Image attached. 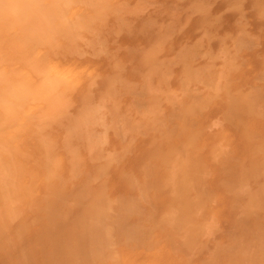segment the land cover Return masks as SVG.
Instances as JSON below:
<instances>
[{"label":"rangeland","instance_id":"374dc122","mask_svg":"<svg viewBox=\"0 0 264 264\" xmlns=\"http://www.w3.org/2000/svg\"><path fill=\"white\" fill-rule=\"evenodd\" d=\"M133 1L138 3L136 4L135 2H132V0H119V2H121L119 7H122L120 10H123L121 12L122 14L119 13L120 10H118V13L116 14V11H114L111 13L112 15L110 14L111 16L109 15V17H106L103 20L104 23H102L104 26L102 27L100 25L102 29L105 30V37H101V43L104 47L102 53H104V55L99 57L97 60V65L99 69L101 68L100 72H102V79L97 81V88L93 89V92L99 95L103 91L107 90L110 85L114 84L117 88L120 87L117 89L120 93L118 96L119 110L117 111L110 105L109 109L111 115H107L108 118L106 117L105 119V126L107 127L105 131L109 145L108 148L110 150H115L119 153L124 148H128L130 146L121 164L112 171L109 182L110 187L113 189V194L118 195L121 198V204L119 206L123 205L122 208H126V210L124 209L123 211V209L121 210V207H118L119 210H116L119 212H115V220L114 215L108 218H105L104 216H101L100 218L99 216L92 219V221L94 220L93 222L89 220L90 223H84L83 225L80 224L83 222H81V219H78L76 216L65 217L56 206H53L54 209L51 214H49L47 221L41 223L34 231L32 230L35 233H29L27 238L29 243L27 241L26 243L29 244V246H27L30 249H28V247L26 248L23 243L20 246L22 248L25 247V250H28V256H25L26 264L27 262L28 264H51L53 260L56 262L53 264H71L72 262L69 261L74 258L62 253L61 248H64L61 247L62 244H64V242L70 243L75 239L83 241L80 239L81 235L84 236L85 240L87 239L85 245H88L87 243L89 241H98V237L94 238V240L92 239L93 228L95 226H103L105 228L109 227L107 228L109 230V234L112 233L110 235L114 234L113 236H116H112L114 241H117L115 242V245L117 244L116 248H118V245H121L122 243H128L129 245L132 244L130 245L132 250H138L139 256L141 257H145L144 255L149 252L148 249L150 250L151 248L150 251H153L152 249L158 247V245L156 246V242H160V246H165L164 249L167 248L169 251L172 249L171 252H174L172 255L176 256L174 259L171 258L173 256H165V264H169L170 261L172 263V260L176 261L173 264H182V259H184L183 264H186L185 262L190 264L191 261L189 259L192 260V264H199L202 259V264L205 260L207 261L205 264H208V260L211 262L215 258L211 257L212 255L214 256L215 252H218L217 255L220 257L215 255L216 259L212 261V264H214L215 261L217 262L215 264H219L220 262V264H225L226 261H228L227 259H231V257L233 258L232 260H234L236 258L234 255L239 256V258L241 257L240 259H235L237 261L239 260L238 264H240L241 261H248L251 258L252 259L248 261V263L251 262L252 264L253 262V264H255L254 261L258 260V256H264V0ZM139 4H141L142 7ZM138 7L140 8L141 13H139L140 10ZM127 8L129 9L125 10ZM131 12L135 15L131 14ZM142 12L145 14H142ZM113 14L117 17L115 15L113 16ZM120 17L121 21L119 22L118 19H120ZM115 18H118V22H116ZM160 43L162 44L161 46ZM155 51H158V53ZM151 52L153 54H151ZM163 54H165V58ZM161 62L163 63L162 66H160ZM165 63H170V65L167 64L168 68L167 65L164 66ZM153 66L156 67L155 70L158 72L152 70L154 69ZM151 67L153 68L151 69ZM157 67L160 68L158 69ZM206 68L211 69L212 73L211 77H208L205 80V83L208 86L214 85L219 72L223 71L225 73L226 79L223 82L225 91L221 93L218 99L209 104L202 102V95H190L185 99L183 105L173 104L171 107V105L166 102L171 98L165 97L167 96L166 94L173 90L179 91L183 89V74L187 69ZM167 69H169L170 72H168L169 70ZM150 70L155 73H152ZM150 73L154 76L150 75ZM160 73H162L164 77L162 76L161 78ZM167 74H169V77ZM163 78L165 82L162 81ZM121 79H123V83ZM155 80L158 81V83ZM124 81L126 84H124ZM127 83L135 84L136 87L127 89ZM149 86H151L152 89L154 88V91L160 90L162 92H164L163 90L166 88L167 90H165L164 93H166V91L168 93H166L165 96L161 94L155 96L154 94H150L148 92L147 89ZM146 87L147 89H145ZM122 95L123 97H121ZM146 95L148 97H145ZM150 97L155 99L152 100L153 98L150 99ZM158 101L161 103L160 105ZM145 102H149L151 106ZM137 103L138 105L136 106ZM161 111L162 114H160ZM127 118L128 120H131L128 121ZM199 118L203 121L202 123L199 122L201 121ZM97 131L104 133L103 127L98 128ZM185 134H187L188 138H186L187 136ZM183 137L185 138L183 139ZM178 142L180 144H177ZM180 156L187 161V168L185 170V173H187L184 174L189 182L188 184H182V181L180 180L176 183L175 188H173L172 184H169L167 181V165L170 160L173 159V161H175ZM120 172L122 174H119ZM149 172L152 173L150 174ZM178 176L181 177L182 175ZM198 177L200 178L198 179ZM184 186H187L185 188L186 190L184 189ZM145 189L148 192H146ZM188 193L189 195H187ZM185 195L188 198H186ZM205 198H207V200ZM194 201L196 203H194ZM130 202L132 203L129 206ZM184 203L185 205H181ZM200 204L201 206H199ZM203 205L206 209H208L210 205L211 207L208 209L209 211H207ZM185 207L188 208V211L191 210L190 212L193 214L192 216L189 212V215H191L193 217L192 218L186 213L187 211H184V213L189 216L186 217L189 221H183L186 214H183L184 216L182 215L183 218H177L181 216V212L179 213L177 211H180V209H184ZM166 209H168L169 212ZM53 212H56L58 217H53ZM123 212H126L125 215ZM162 212L164 213V216H162ZM174 213L179 216H175ZM166 214L167 216H170V224L173 223L172 226L168 225L169 222L165 219V217H167ZM128 216H133V218H128ZM202 217H205L203 218V221L207 219L204 223H202ZM173 218L175 221L182 219L181 222L178 221V223H184L183 226L185 227L186 225H188V228L191 226V233L188 228L187 230H189V232L185 230V228L183 230L182 225L174 222L172 220ZM191 219L194 220V225L199 221L202 224L198 223V226H194L192 222H190ZM116 221L119 222L117 223ZM206 222L207 225L209 223V227L206 226L207 229L212 227L209 230H207L204 226L206 225ZM132 223L137 225V230L135 225ZM174 223H176L178 227L176 226L175 228ZM111 224L112 227L110 226ZM142 224L145 227H143ZM146 224L149 226L147 227ZM128 225H130V227ZM168 227H173L175 230L177 229V233L178 230L181 229L179 230L181 235L178 233L181 238L180 241L175 239V237L174 239L177 241L173 239L174 235H171L173 234L171 231L172 229H168ZM111 228H113L114 231L113 229L111 230ZM130 228L134 231L130 230ZM85 229H88L89 231L86 230V232L92 235L87 234ZM162 229L168 230L164 231ZM174 229L173 231L175 232ZM140 230L148 236V239H150L149 237H151V235L153 238L151 237V240L148 241L147 238H143L146 243L142 242L143 239H141V233L139 236V232H141ZM145 230L149 232L148 233L146 231L148 235ZM154 230L155 233L153 232ZM137 231L139 232L137 233ZM185 231H187V234L189 233L190 235H193L195 233L198 236H190L192 238H189L190 240L187 238V241H192L191 243L189 242V244H193L191 245L193 247H188V242L186 241V244L184 241L182 232ZM115 232L119 233V235ZM159 232H161V234ZM202 233L205 234L201 236ZM144 234H142V236ZM117 235L120 237L121 242ZM127 235L129 237L131 236V240L127 238ZM136 235L140 238H136ZM93 237L96 236L93 235ZM157 237L158 240L156 239ZM161 237H166L167 239H161ZM125 238H127L126 243ZM155 239L156 241H154ZM165 240H169L167 242L168 244ZM194 240H199L200 243H203V246H201L199 242H196V244L193 243ZM152 241L155 242V245ZM170 241H172V243ZM217 241L220 242H218V244H220H217L218 246H216ZM33 242L39 243H37V246L40 245L39 251H37L38 248L37 250H33L34 248L36 249V244L34 245ZM163 242H165L166 245H164ZM169 242L171 243V246ZM224 242L225 244H230L229 246L227 245L228 249L232 245V247H230L231 252H233L232 249L237 248L235 249V252L238 250L239 253V250L241 249L240 252L244 254L241 253L242 256H240L233 252V254L231 253L233 256H231L229 254L230 250L227 251L228 249L225 248L226 245L223 244ZM173 243L177 244L176 246H178V249L175 245H173ZM198 243L199 245H197ZM124 244L121 246H124ZM128 244L125 245L127 249L130 248ZM133 244L137 245L135 246ZM145 244H148L147 247L150 245L151 247L147 248ZM182 244H186L187 246L183 245L181 247ZM237 244L238 247H236ZM30 245H33V247ZM138 246H141L140 250ZM195 246L196 248H194ZM136 247L138 249H136ZM174 247L177 250H175ZM185 247L190 248L189 250L190 253L192 251V255H188L189 250H186ZM141 248H143V250ZM146 249L148 252H145ZM167 249L166 251L169 253ZM179 249H181V252L178 251ZM248 249H250L249 253H251V258L246 255L248 252L245 251H249ZM223 250L226 252L225 254L223 253ZM253 251L256 252L254 253ZM31 252L33 253L30 254ZM38 252L40 255L37 256ZM178 252H183L186 257L192 256V258L187 257L189 259L186 260V257H184L183 254H180L181 258H178ZM257 252H259V254ZM41 253L44 256H42ZM206 254L208 255L206 256ZM252 254L255 257L252 256ZM193 255H197L198 259H193ZM244 255L245 258H248L244 259ZM242 257L244 260H241ZM253 257L256 258V260L253 259ZM222 258H226V261H223L224 259ZM217 259H219V261ZM261 259L264 260V257H261ZM1 260H3L1 261L2 264H10V259L8 260L4 257ZM178 260L180 262H177ZM232 260L231 263L233 264L234 262ZM246 261L243 263L248 264ZM228 262H230V260ZM235 264H237V262H235Z\"/></svg>","mask_w":264,"mask_h":264},{"label":"clouds","instance_id":"9594fccd","mask_svg":"<svg viewBox=\"0 0 264 264\" xmlns=\"http://www.w3.org/2000/svg\"><path fill=\"white\" fill-rule=\"evenodd\" d=\"M116 2L23 0L35 55L29 72L0 74V222L49 206L89 221L114 215L121 204L109 182L128 149L110 150L106 135L97 131L110 105L119 110L120 93L113 84L95 94L102 77L82 63L96 54L100 13ZM211 75V69H187L183 89L169 92L166 102L183 105L190 95L214 102L225 91L226 76L219 72L208 86Z\"/></svg>","mask_w":264,"mask_h":264},{"label":"bare ground","instance_id":"6f19581e","mask_svg":"<svg viewBox=\"0 0 264 264\" xmlns=\"http://www.w3.org/2000/svg\"><path fill=\"white\" fill-rule=\"evenodd\" d=\"M123 2V1H122ZM132 2H135V1H133L132 0ZM120 3L121 2H119V0H117V2H116V4L113 6V7H111V8H109V9H107V10H105V11H103V12H101L100 13V15H99V18L97 19V21H96V24L94 25V27H96L97 28V30H98V32H97V37H96V41H95V43H96V54H95V56H91V57H89V58H87V59H85L84 61H82V63H85V64H90V65H92L94 68H96L97 70H98V72L100 73V75H101V73L102 72H100V69H99V67H98V65H97V60H98V58L99 57H101L102 55H104V53H102L103 52V50H104V47L102 46V36L103 37H105L104 36V29H102V27L104 26V22H103V20L106 18V17H109V15L111 14V13H113L114 11H116L115 12V14L116 13H118L117 11L118 10H120L121 8L119 7L120 6ZM136 3V2H135ZM135 3H133V4H135ZM138 3V2H137ZM136 3V4H137ZM5 4H9L10 6L7 8V9H5V7H4V5ZM119 4V5H118ZM118 5V6H117ZM139 5H141V4H139ZM135 6V5H134ZM129 7V6H128ZM136 7H137V5H136ZM141 7H142V5H141ZM139 8V7H138ZM123 9H124V7H123ZM129 8H127V9H125V10H128ZM132 9V8H131ZM132 10H134V9H132ZM136 10V9H135ZM139 10H140V8H139ZM142 10H144V9H142ZM123 11V10H122ZM121 10H120V12L119 13H121L122 12ZM146 11V10H145ZM128 12V11H127ZM126 12V13H127ZM134 12V11H133ZM133 12H131V14H133V15H135ZM149 12V11H148ZM139 13H141V10L139 11ZM147 13V12H146ZM115 14H113V16L115 15ZM122 14V13H121ZM128 14V13H127ZM142 14H145V13H143L142 12ZM112 15V14H111ZM110 15V16H111ZM118 15V14H117ZM130 15V14H129ZM116 16V15H115ZM119 16V15H118ZM121 16V15H120ZM128 16V15H127ZM142 16V15H141ZM117 17V16H116ZM122 17V16H121ZM121 17H120V19H118L119 20V22L121 21ZM125 17V16H124ZM123 17V18H124ZM117 19L115 18V20H116V22H118L117 21ZM115 20H114V23H115ZM127 20V19H126ZM125 20V21H126ZM110 21V20H109ZM131 21V20H130ZM103 22V23H102ZM113 22V21H112ZM128 23V22H127ZM110 24H112V23H110ZM29 25H30V10L28 9V8H26L25 7V5H24V3H23V0H0V74H2L3 72H4V70L5 69H7L9 72H11V73H26V72H29L30 71V68H29V65H28V61L30 60V58H31V56H33V55H35V53L31 50V44H30V34H29ZM102 27H101V26ZM114 26V25H113ZM117 26V25H116ZM115 27V26H114ZM119 27V26H118ZM116 29V28H115ZM114 29V30H115ZM112 30V29H111ZM118 30V29H117ZM115 33V32H114ZM108 35H109V33H108ZM118 35V34H117ZM107 39V38H106ZM114 39V38H113ZM108 41V40H107ZM157 42V41H156ZM111 44V43H110ZM153 45V44H152ZM152 45H151V48H152ZM162 44L160 43V46H161ZM159 46V47H160ZM166 46V45H165ZM150 48V49H151ZM116 49H118V48H116ZM115 49V50H116ZM121 49V48H120ZM159 49V48H158ZM157 49V50H158ZM152 50V49H151ZM155 52H157L158 53V51H155ZM165 52V51H164ZM109 53V52H108ZM159 53H160V51H159ZM166 53V52H165ZM151 54H153L152 52H151ZM162 54V53H161ZM163 56H164V58H165V54H163ZM149 57H151V56H149ZM160 57V56H159ZM157 58H158V56H157ZM161 61H163V60H161ZM162 62H161V65L160 66H162ZM168 64V63H167ZM166 63L164 64V66H166L167 65ZM112 65V64H111ZM168 65H170V63L168 64ZM168 65H167V68H168ZM114 66V65H113ZM158 66V65H157ZM154 67V66H153ZM153 67H151V69L153 68ZM158 68V67H157ZM160 68V67H159ZM158 68V69H159ZM114 69H115V67H114ZM156 69V67H154V69H152L153 71H156V72H158L157 70H155ZM164 69H165V67H164ZM170 69V68H169ZM169 69H167V70H169ZM161 70V69H160ZM114 71V70H113ZM112 71V72H113ZM151 71V70H150ZM152 72V71H151ZM163 72V71H162ZM166 72V71H165ZM168 72H170V70L168 71ZM114 73H115V71H114ZM152 73H155V72H152ZM152 73H150V75H152ZM167 73V72H166ZM112 74V73H111ZM118 74H120V73H118ZM161 74V78H162V73H160ZM168 75V77H169V74H167ZM118 76V75H117ZM121 76V75H120ZM148 76V75H147ZM152 76H154V75H152ZM149 77V76H148ZM156 77V76H155ZM164 77V76H163ZM117 78V77H116ZM122 78L124 79V77L122 76ZM150 78V77H149ZM123 79H121V81L123 82ZM153 79H154V77H153ZM156 79V78H155ZM168 79H170V78H168ZM104 80V79H103ZM148 80V79H147ZM157 80V79H156ZM155 80V81H156ZM162 80V79H161ZM113 81V80H112ZM117 81V80H116ZM154 81V80H153ZM163 82H165L164 81V78H163V80H162ZM162 81H161V84H162ZM166 81H167V77H166ZM170 81V80H169ZM157 83H158V81H156ZM104 83V82H103ZM107 83H109V82H107ZM146 83V82H145ZM166 83H168V82H166ZM124 84H126L125 83V81H124ZM128 84V83H127ZM170 84V83H169ZM104 85V84H103ZM107 85V84H106ZM120 85V84H119ZM146 85V84H145ZM145 85H144V87H145ZM150 85H152V84H150ZM115 86V85H114ZM161 86H163V85H161ZM85 87H86V85H85ZM122 87V86H121ZM151 87V86H150ZM154 87V86H153ZM164 87V86H163ZM118 88H120V87H118ZM117 86H115V89H116V91H117ZM168 88V87H167ZM108 89V88H107ZM145 89H147V87L145 88ZM154 89V88H153ZM156 89V88H155ZM165 90H167L166 88L163 90L164 92H165ZM164 92H162V91H160V90H157V91H154L153 92V94L155 95V96H157V95H159V94H161V95H163V96H165V94L166 93H168L167 91H166V93H164ZM123 93V92H122ZM125 93V92H124ZM132 93V92H131ZM143 94V93H142ZM148 94V93H147ZM167 96H165V97H167V98H170V96L168 95V94H166ZM149 96H151V95H149ZM153 96V95H152ZM121 97H123V95L121 96ZM140 97V96H139ZM145 97H148L147 95L145 96ZM144 97V98H145ZM133 98H134V96H133ZM136 98V97H135ZM144 98H143V100H144ZM153 97H150V99H152ZM120 99V98H119ZM146 99V98H145ZM147 99H149V98H147ZM155 98H153L152 100H154ZM157 99V98H156ZM171 99V98H170ZM131 100V99H130ZM136 100V99H135ZM138 101V100H137ZM136 101V102H137ZM149 101V100H148ZM159 102V101H158ZM162 102V101H161ZM130 103V102H129ZM146 103V102H145ZM150 103H151V101H150ZM149 102L148 103H146V104H148L149 106H151V104H150ZM125 104H126V102H125ZM161 103L159 102V105H160ZM138 105V103L136 104V106ZM142 105V104H141ZM153 105V104H152ZM123 106V105H122ZM147 106V105H146ZM145 106V107H146ZM155 106V105H154ZM158 106V105H157ZM110 107V106H109ZM125 107V106H124ZM145 107H144V109H145ZM171 107H172V105H171ZM128 108V107H127ZM147 108V107H146ZM202 108V107H201ZM147 109H149V108H147ZM151 110V109H150ZM150 110H148V111H150ZM123 111V110H122ZM147 112V111H146ZM154 112V111H153ZM152 112V113H153ZM112 113V112H111ZM126 114V113H125ZM143 114V113H142ZM147 114H148V112H147ZM158 114V113H157ZM160 114H162V111H161V113ZM111 115V114H110ZM124 115V114H123ZM122 115V116H123ZM169 115V114H168ZM147 116V115H146ZM150 116V115H149ZM126 117H127V115H126ZM144 117V116H143ZM169 117V116H168ZM167 117V118H168ZM108 118V117H107ZM114 118V117H113ZM118 118V117H117ZM141 118V117H140ZM153 118V117H152ZM173 118V117H172ZM112 119V118H111ZM115 119V118H114ZM121 119H124V118H121ZM171 119V118H170ZM200 119V118H199ZM113 120V119H112ZM127 120H128V118H127ZM129 120H131V119H129ZM128 120V121H129ZM201 120V119H200ZM114 121V120H113ZM112 121V122H113ZM126 121V120H125ZM148 121V120H147ZM158 121V120H157ZM161 121V120H160ZM173 121V120H172ZM120 122H122V121H120ZM144 122V121H143ZM154 122V121H153ZM155 122H156V120H155ZM176 122V121H175ZM199 122H203L202 120L201 121H199ZM111 123V122H110ZM124 123V122H123ZM125 124V123H124ZM126 124L128 125V123L126 122ZM178 124V123H177ZM117 126V125H116ZM188 126V125H187ZM112 127V126H111ZM121 127V126H120ZM150 127V126H149ZM107 127L105 126V122H104V125H103V129H104V134L106 135V131H105V129H106ZM129 128V127H128ZM147 128V127H146ZM152 128V127H151ZM114 129V128H113ZM132 129V128H131ZM157 129H158V127H157ZM157 129H155V130H157ZM193 129V128H192ZM120 130H121V128H120ZM101 131V130H100ZM139 131V130H138ZM124 132V131H123ZM132 132V131H131ZM158 132V131H157ZM173 132V131H172ZM121 133V132H120ZM129 133V132H128ZM127 133V134H128ZM138 133V132H137ZM149 133H150V131H149ZM148 133V134H149ZM152 133H153V131H152ZM156 133V132H155ZM161 133V132H160ZM169 133V132H168ZM178 133V132H177ZM184 133V132H183ZM119 134V133H118ZM117 134V135H118ZM124 134V133H123ZM136 134V133H135ZM154 134V133H153ZM159 134V133H158ZM180 134V133H179ZM192 134V133H191ZM199 134V133H198ZM120 135V134H119ZM175 135V134H174ZM186 136H187V134H185ZM166 136V135H165ZM168 136V135H167ZM181 136V135H180ZM196 136V135H195ZM116 137H118V136H116ZM137 137V136H136ZM144 137V136H143ZM150 137V136H149ZM179 137V136H178ZM119 138V137H118ZM185 137H183V139H184ZM186 138H188V136L186 137ZM153 139V138H152ZM192 139V138H191ZM202 139V138H201ZM133 140H134V138H133ZM174 140V139H173ZM196 140V139H195ZM164 141V140H163ZM183 141V140H182ZM206 142V141H205ZM161 143V142H160ZM191 143V142H190ZM194 143V142H193ZM197 143V142H196ZM195 143V144H196ZM132 144V143H131ZM177 144H180L179 142L177 143ZM119 145V144H118ZM154 145V144H153ZM203 145V144H202ZM109 146V145H108ZM149 146V145H148ZM166 146V145H165ZM179 146V145H178ZM200 146V145H199ZM118 147V146H117ZM140 147V146H139ZM143 147V146H142ZM181 147H182V145H181ZM203 147H205V146H203ZM130 148V146L127 148V149H129ZM196 148V147H195ZM125 149V148H124ZM199 149V148H198ZM183 150V149H182ZM181 151V150H180ZM198 151V150H197ZM129 152V151H128ZM202 152V151H201ZM173 153V152H172ZM179 153V152H178ZM165 154V153H164ZM187 154V153H186ZM193 154V153H192ZM178 155H180V154H178ZM177 155V156H178ZM188 155V154H187ZM199 155V154H198ZM160 156V155H159ZM169 156V155H168ZM173 157V156H172ZM192 157V156H191ZM161 158V157H160ZM170 158V157H169ZM196 158H198V157H196ZM168 159V158H167ZM163 160V159H162ZM155 161V160H154ZM198 161V160H197ZM201 161V160H200ZM187 161H186V159H184L183 157H178L175 161H173V159L172 160H170V162H169V164L167 165V181L169 182V184L171 183L172 184V187L173 188H175V185H176V183H178L180 180L182 181V184L184 183V184H188V180L186 179V173H185V170H186V168H187V163H186ZM199 162V161H198ZM164 163V162H163ZM197 163V162H196ZM161 165H162V163H161ZM160 167V166H159ZM158 167V168H159ZM148 168V167H147ZM155 168V167H154ZM128 169V168H127ZM145 169V168H144ZM153 170V169H152ZM160 170V169H159ZM190 170V169H189ZM121 171V170H120ZM119 172V171H118ZM124 172V171H123ZM157 172V171H156ZM155 172V173H156ZM190 172V171H189ZM150 174L152 173V172H149ZM158 173H159V171H158ZM157 173V174H158ZM185 173V174H184ZM204 173H205V171H204ZM119 174H122L121 172L119 173ZM133 174V173H132ZM129 175V174H128ZM155 175V174H154ZM178 175H182L181 177H179ZM151 176V175H150ZM149 176V177H150ZM124 177V176H123ZM129 177H131V176H129ZM202 177V176H201ZM143 178H145V177H143ZM154 178V177H153ZM156 178V177H155ZM190 178H192V177H190ZM200 177H198V179H199ZM205 178V177H204ZM147 179V178H146ZM141 180V179H140ZM190 180V179H189ZM127 181V180H126ZM165 181H166V179H165ZM203 181V180H202ZM139 182V181H138ZM159 182V181H158ZM161 182V181H160ZM199 182H201V181H199ZM192 183V182H191ZM190 183V184H191ZM128 184H130V183H128ZM133 184V183H132ZM135 184V183H134ZM153 184V183H152ZM193 184V183H192ZM204 184H205V182H204ZM198 185V184H197ZM138 186V185H137ZM142 186V185H141ZM144 186V185H143ZM150 186V185H149ZM157 186V185H156ZM187 187V186H186ZM185 186H184V189L186 188ZM197 187V186H196ZM199 187V186H198ZM202 187V186H201ZM134 188V187H133ZM189 188V187H188ZM193 188V187H192ZM203 188V187H202ZM153 189V188H152ZM158 189V188H157ZM190 189V188H189ZM204 189V188H203ZM146 190V189H145ZM186 190V189H185ZM200 190V189H199ZM155 191H157V190H155ZM154 191V192H155ZM126 192V191H125ZM141 192V191H140ZM139 192V193H140ZM146 192H148L147 190H146ZM146 192H145V194H146ZM182 193V192H181ZM156 194V193H155ZM176 194V193H175ZM184 194V193H183ZM141 195V194H140ZM187 195H189V193L187 194ZM198 195V194H197ZM138 196V195H137ZM136 196V197H137ZM159 196V195H158ZM169 196V195H168ZM173 196V195H172ZM120 197V196H119ZM122 197V196H121ZM130 197V196H129ZM155 197H157V196H155ZM167 197V196H166ZM178 197H179V194H178ZM181 197V196H180ZM185 197H186V195H185ZM184 197V198H185ZM199 197V196H198ZM151 198H152V196H151ZM182 198H183V196H182ZM182 198H179V199H182ZM186 198H188V197H186ZM159 199V198H158ZM173 199V198H172ZM178 199V200H179ZM206 200H207V198H205ZM129 200V199H128ZM132 200H133V198H132ZM174 200H175V198H174ZM185 200V199H184ZM188 200V199H187ZM131 201V200H130ZM146 201V200H145ZM169 201V200H168ZM177 201V200H176ZM189 201V200H188ZM187 201V202H188ZM200 201H202V200H200ZM170 202V201H169ZM179 202V201H178ZM177 202V203H178ZM181 202V201H180ZM186 202V201H185ZM190 202V201H189ZM131 203L132 202H130L129 203V206L131 205ZM194 203H196L195 201H194ZM203 203V202H202ZM128 204V203H127ZM179 204V203H178ZM177 204V205H178ZM189 204V203H188ZM169 205V204H168ZM181 205H185V203L184 204H181ZM193 205V204H192ZM205 205H206V203H205ZM123 206V205H122ZM122 206H118L119 208L121 207V210L123 209L122 208ZM199 206H201V204L199 205ZM204 206V205H203ZM182 207V206H181ZM180 207V208H181ZM205 207V206H204ZM211 206L209 205V208H210ZM119 208H117L118 210H119ZM168 208H171V207H168ZM180 208H178V209H180ZM186 208V207H185ZM185 208L182 210V209H180V211H177V212H181V216L180 217H177V218H181L182 217V215L183 214H190L191 213V215L193 216V214H192V212H190V211H188L187 209L188 208H186V210H185ZM193 208V207H192ZM208 208V209H209ZM53 209H54V207L53 206H49V207H38V208H35V209H33V210H31V211H28V212H26V213H24V214H22V215H20V216H18V218L14 221V222H12V223H8L7 221H3V222H0V264H2V262L1 261H3V260H1V259H3L4 257L5 258H7L8 260L10 259V264H26V257L25 256H28V250L26 249L25 250V247H20L21 246V244L23 243L25 246H26V248L29 246V244H27L26 243V241H27V238H28V235H29V233H31V232H33L35 229H37L38 228V226L41 224V223H43V222H46L47 221V219H48V217H49V214H51V212L53 211ZM125 210H126V208H124ZM124 209H123V211H124ZM129 209V208H128ZM175 209V208H174ZM178 209H176V210H178ZM191 209V208H190ZM196 209V208H195ZM200 209V208H199ZM205 209H206V207H205ZM208 209H206L207 211H209ZM129 210H131V209H129ZM166 210H168V209H166ZM117 211V210H116ZM183 211V212H182ZM184 211L186 212V213H184ZM196 211V210H195ZM119 211H117V213H118ZM122 212V211H121ZM130 212V211H129ZM129 212H128V215H129ZM168 212H169V210H168ZM176 212V211H175ZM176 212V213H177ZM190 212V213H189ZM124 213V215H125V213L126 212H123ZM122 213V214H123ZM171 213V212H170ZM208 213V212H207ZM161 214H163L162 216H164V213L162 212ZM172 214V213H171ZM171 214H169V215H171ZM186 214V215H187ZM196 214V213H195ZM203 214H204V212H203ZM205 214H206V212H205ZM209 214V213H208ZM213 214V213H212ZM127 215V214H126ZM130 215H131V213H130ZM174 215H175V213H174ZM184 216L185 218H183V221L184 220H188L189 221V219L187 218L186 219V217H189V216H191V215H187V216ZM198 215V214H197ZM210 215V214H209ZM114 216H115V214H114ZM119 216V215H118ZM120 216H121V214H120ZM166 216H167V214H166ZM175 216H179V215H175ZM191 216V217H192ZM218 216V215H217ZM53 217H58V214L56 213V212H53ZM66 217V216H65ZM190 217V218H191ZM78 218V217H77ZM100 218H101V216H100ZM105 218H108V217H105ZM126 218H127V216H126ZM128 218H133V216L132 217H130V216H128ZM176 218V217H175ZM176 218V219H177ZM193 218V217H192ZM195 218V217H194ZM198 218V217H197ZM203 218H205V217H202V221H203ZM79 219V218H78ZM116 219V216L114 217V220ZM163 219H164V217H163ZM165 219H166V221L167 222H169L168 223V225H171L172 226V224H170L171 223V221H170V216H167V217H165ZM200 219V218H199ZM144 220V219H143ZM147 220V219H146ZM145 220V221H146ZM174 222H176V223H178V221H180L181 222V220H177V221H175L174 220V218L172 219ZM192 220V219H191ZM190 220V222H192V224L194 225V220H192L191 221ZM207 220V219H206ZM206 220H204V221H206ZM76 221V220H75ZM92 221V220H91ZM94 221V220H93ZM92 221V222H93ZM126 221V220H125ZM128 221V220H127ZM183 221H182V223H183ZM187 221V222H188ZM198 221V220H197ZM204 221L202 222V223H204ZM81 222H82V220H81ZM109 222V221H108ZM113 222V221H112ZM117 222V221H116ZM119 222V221H118ZM117 222V223H118ZM121 222V221H120ZM122 222H124V221H122ZM147 222V221H146ZM178 223L179 225L181 224V223ZM189 222V223H190ZM208 222V221H207ZM207 222H206V225H204L205 226V228L207 229V227H209L208 225H209V223H208V225H207ZM49 223V222H48ZM47 223V224H48ZM84 223H90V221H83L82 223H80V224H83L84 225ZM114 223V222H113ZM176 223H174L175 225H174V227L176 228V226H177V224ZM198 223H201L200 221L199 222H197L195 225L196 226H198L199 224ZM201 223V224H202ZM210 223H211V221H210ZM72 224H73V222H72ZM71 224V225H72ZM77 224V223H76ZM98 224H100V223H98ZM132 224H134V223H132ZM184 224V223H183ZM183 224H181L182 225V228H183V230H184V228H185V230H187V228H188V225H186V227L185 226H183ZM188 224V223H187ZM43 225V224H42ZM97 225V224H96ZM108 225V224H107ZM107 225H106V227H107ZM120 225V224H119ZM135 225V224H134ZM147 225V224H146ZM194 225V226H195ZM212 225H215V224H212ZM111 227H112V224L110 225ZM127 226V225H126ZM129 227H130V225H128ZM137 225H135V228H136V230H137V228L138 227H136ZM140 226V225H139ZM142 226H143V224H142ZM149 225H147V227H148ZM207 226V227H206ZM73 227H75V226H73ZM82 227V226H81ZM86 227V226H85ZM118 227H121V226H118ZM117 227V228H118ZM128 227V228H129ZM134 227V226H133ZM143 227H145V226H143ZM142 227V228H143ZM178 227V226H177ZM190 227L191 226H189V228L188 229H190ZM201 227V226H200ZM213 227H215V226H213ZM72 228V227H71ZM88 228V227H87ZM107 228H109V227H107ZM107 228H105V227H103V226H95L94 228H93V235L94 236H96V237H93V235L92 234H89V233H87L86 232V230L87 231H89L88 229H90V228H88V229H85V232L87 233V234H89V235H92V239L94 240V238H97V240L98 241H89L87 244L88 245H85V242L87 241V239L85 240L84 239V236H80V239L81 240H83V241H80V240H77V239H75V240H72L70 243H65L64 241V244H62V246L61 247H64V248H61L62 249V253L64 254V255H67V256H71L72 258H74L73 260H71V261H69V262H72L71 264H165V256H173V257H171L172 259H174V257H176V256H174V255H172V253H174V252H171V250L172 249H170V251H169V253L166 251V249H164L165 248V246L164 247H162V245L160 246V242H156V246L158 245V247H156V248H154V249H152L153 251H150L151 250V245L149 246V247H147L148 246V244L146 245V247L147 248H150V250L148 249V251H147V249H146V251L145 252H148V253H146L144 256L145 257H141V256H139V252H138V250H132V248H131V246L130 245H132V244H128V243H126V239L127 238H129L130 240H131V236L129 237L128 235H127V238H125V243L126 244H124V243H122L121 245H123L124 244V246L125 245H127L128 244V246L131 248V250H130V248L129 249H127L126 248V246L124 247V246H121V245H118L117 247L118 248H116V245H115V242H117V241H114V239L112 238V236L114 235H110V234H112V233H110L109 234V230L107 229ZM125 228V227H124ZM155 228V227H154ZM181 228V227H180ZM194 228V227H193ZM204 228V229H205ZM210 228H212V227H210ZM210 228H208L207 230H209ZM41 229V228H40ZM43 229V228H42ZM66 229V228H65ZM68 229V228H67ZM76 229H78V228H76ZM84 229V228H83ZM113 228H111V230H112ZM123 229V228H122ZM139 229H140V227H139ZM146 229V228H145ZM165 229V228H164ZM164 229H162V230H164ZM168 229H172L171 231H172V233L173 234H171V235H174L173 236V239H174V237H175V239H178L179 241L181 240V238H180V236H179V234L181 235V233H179V230H181V229H179L178 230V233H177V229L175 230L173 227H168ZM168 229H166V230H168ZM173 229L175 230V232L173 231ZM191 229H192V227H191ZM191 229H190V233H191ZM202 229V228H201ZM200 229V230H201ZM205 229V230H206ZM33 230V231H32ZM69 230V229H68ZM92 230V229H91ZM116 230V229H115ZM119 230V229H118ZM130 230H133V229H131L130 228ZM142 230V229H141ZM140 230V231H141ZM158 230V229H157ZM166 230H164V231H166ZM195 230V229H194ZM76 231V230H75ZM113 231H114V229H113ZM120 231V230H119ZM134 231V230H133ZM143 231V230H142ZM139 232V231H137V233L139 232V236H140V233H141V239H143V238H147V241L148 240H151V237L153 238V236L151 235V237H149L150 239H148V236H146L145 234H144V232ZM147 230H145V232H146ZM150 231V230H149ZM159 231V230H158ZM161 231V230H160ZM188 232H189V230H187ZM187 231H185V232H182V235H183V238H184V241L186 242L187 241V238L189 239H192L190 236H193V235H195V236H197L195 233L193 234V235H190L189 233L187 234ZM197 231H198V229H197ZM130 232V231H129ZM148 232V231H147ZM146 232V233H147ZM151 232V231H150ZM154 233H155V230L153 231ZM200 232V231H199ZM198 232V233H199ZM33 233H35V232H33ZM47 233V232H46ZM50 233H51V231H50ZM82 233V232H81ZM84 233V232H83ZM116 234H118L119 235V233H117V232H115ZM121 233H122V231H121ZM123 233H126V232H123ZM128 233V232H127ZM133 233V232H132ZM136 233V234H137ZM149 233V232H148ZM148 233H147V235H148ZM160 234H161V232H159ZM158 233V234H159ZM193 233V232H192ZM44 234V233H43ZM85 234V233H84ZM87 234H86V236H87ZM115 234V235H116ZM131 234V233H130ZM142 234H144L143 236H146V237H143L142 236ZM157 234V233H156ZM169 234V233H168ZM205 233H202L201 234V236L202 235H204ZM118 235H117V237H118ZM125 235V234H124ZM132 235V234H131ZM153 235H155V234H153ZM170 235V234H169ZM39 236V235H38ZM51 236V235H50ZM65 236V235H64ZM85 236V237H86ZM158 236V235H157ZM167 236V235H166ZM31 237V236H30ZM34 237V236H33ZM41 237V236H40ZM40 237H38V238H40ZM45 237V236H44ZM43 237V238H44ZM57 237H59V236H57ZM113 237H116V236H113ZM132 237H134V236H132ZM136 238H140V237H137V235L135 236ZM198 237V236H197ZM32 238V237H31ZM37 238V237H36ZM53 238H54V236H53ZM63 238H65V237H63ZM164 238H166V237H164ZM164 238H162L161 237V239H164ZM195 238V237H194ZM41 239V238H40ZM39 239V240H40ZM51 239V238H50ZM55 239V238H54ZM53 239V240H54ZM68 239V238H67ZM66 239V240H67ZM91 239V238H90ZM118 239L120 240V237H118ZM122 240H124L123 238H121ZM128 239V240H129ZM133 239V238H132ZM157 240H158V237L156 238ZM156 239L154 240V241H156ZM161 239H159V240H161ZM167 239V238H166ZM174 239V240H175ZM189 239V240H190ZM204 239V238H203ZM35 240V239H34ZM38 240V239H37ZM36 240V241H37ZM115 240H117V239H115ZM128 240H127V242H128ZM129 240V241H130ZM133 240H135V239H133ZM187 241L188 242V244H187V242H186V244L187 245H189L188 247H190L191 245H193V244H189V242L190 241ZM48 241V240H47ZM59 241H60V239H59ZM62 241V240H61ZM137 241V240H136ZM162 241V240H161ZM166 241V240H165ZM169 240H167L166 241V243L168 242ZM173 241V240H172ZM172 241H170L171 243H172ZM175 241H177V240H175ZM174 241V242H175ZM222 241V240H221ZM28 242V241H27ZM30 242H32V241H30ZM120 242H121V240H120ZM122 242H124V241H122ZM132 242V241H131ZM137 242H139V243H141L140 241H137ZM142 242H144V243H146V241H144V239H143V241ZM151 242V241H150ZM153 242V241H152ZM169 242V243H170ZM192 242V241H191ZM190 242V243H191ZM196 242H199L200 243V241L198 240V241H195L194 240V242L193 243H195L196 244ZM203 242H205V241H203ZM218 242L219 241H217V243H216V246H218V245H220V244H218ZM29 243V242H28ZM34 243V242H33ZM38 243V242H37ZM37 243H34V245H35V247H36V249L34 248H32L33 250H37V248H38V250L37 251H39L40 250V245L39 246H37ZM39 243H40V241H39ZM38 243V244H39ZM54 243H56V242H54ZM134 243V242H133ZM136 243V242H135ZM149 243V242H148ZM155 242H153V244H154ZM158 243V244H157ZM164 243V245H166V243L165 242H163ZM162 243V244H163ZM171 243H170V246H171ZM182 243V242H181ZM199 243L197 244V245H199ZM220 243V242H219ZM231 243V242H230ZM44 244V243H43ZM47 244V243H46ZM143 244V243H142ZM141 244V245H142ZM168 244V243H167ZM184 245V244H182L181 245V247L184 245V246H187V245ZM201 244V246H203L202 244V242L200 243ZM218 244V245H217ZM223 244H225V242L223 243ZM28 245V246H27ZM133 245H135V244H133ZM137 245V244H136ZM135 245V246H136ZM144 245V244H143ZM155 245V244H154ZM173 245H177L176 243L174 244L173 243ZM196 245V246H197ZM222 245V244H221ZM226 245V247L225 248H227L228 249V247H227V245L228 244H225ZM230 245V244H229ZM228 245V246H229ZM31 246V245H30ZM50 246V245H49ZM135 246H134V249H135ZM168 246V245H167ZM166 246V247H167ZM196 246L194 247V248H196ZM215 246V245H214ZM215 246V247H216ZM31 247H33V245L31 246ZM52 247V246H51ZM120 247H122V248H120ZM139 247V246H138ZM141 247V246H140ZM140 247H139V250H140ZM153 247H155V246H153ZM160 247V248H159ZM178 246H176V248H177ZM180 247V246H179ZM191 247H193V246H191ZM230 247H232V245L230 246ZM229 247V249L227 250V251H229L230 250V255H231V253L233 254V252H235V249H237V248H235V249H232V251L233 252H231V248ZM236 247H238V244H237V246ZM144 248V247H143ZM143 248H141L142 250H143ZM175 248V247H174ZM175 248V250H177ZM186 248V247H185ZM198 248V247H197ZM204 248V247H203ZM202 248V249H203ZM211 248V247H210ZM220 248H221V246H220ZM223 248V247H222ZM225 248H223V249H225ZM233 248H234V245H233ZM28 249H30L29 247H28ZM43 249V248H42ZM136 249H138L137 247H136ZM182 249H184V248H182ZM189 250L190 248H186V250ZM193 249V248H192ZM199 249H200V247H199ZM58 250V249H57ZM130 250V251H129ZM141 250V251H142ZM194 250V249H193ZM198 250V249H197ZM201 250V249H200ZM241 250V249H240ZM240 250H239V253H238V250H236L237 252H235L236 254H238V255H240V256H242V254H244V253H242V252H240ZM247 250V249H246ZM249 251H245V252H248V254H246V255H248V256H250V258H251V253H249L250 252V249H248ZM45 251V250H44ZM43 251V252H44ZM174 251V250H173ZM178 251H180L181 252V249H179ZM199 251V250H198ZM217 251H218V247H217ZM222 251V250H221ZM30 252V251H29ZM34 252V251H33ZM33 252H31L30 254H32ZM41 252V251H40ZM42 252V253H43ZM184 252H185V250H184ZM195 252V251H194ZM200 252V251H199ZM213 252V251H212ZM214 252H215V249H214ZM219 252H220V250H219ZM254 253L256 252V251H253ZM36 253V252H35ZM41 253V254H42ZM55 253H56V251H55ZM59 253V252H58ZM179 253V252H178ZM186 254H187V252H185ZM191 253H192V251H191ZM190 253V250H189V254L188 255H190L191 254ZM202 253V252H201ZM210 253H211V251H210ZM217 253L218 252H215V254H214V256L212 255L211 257H215L214 259L213 258H211V259H213V260H215L216 259V256L217 257H220L219 255H217ZM222 253V252H221ZM223 253L225 254L226 252L223 250ZM234 253V254H235ZM242 253V254H241ZM253 253V254H254ZM258 254H259V252H257ZM30 254H29V256H30ZM44 254V253H43ZM42 254V256H44ZM52 254V253H51ZM180 254H183V252L182 253H179L178 255H179V257L178 258H181L180 257ZM195 254V253H194ZM220 254V253H219ZM227 254H228V252H227ZM252 254V256H254ZM258 254H257V256H258ZM38 255H40L39 254V252L37 253V256ZM177 255V254H176ZM192 255V254H191ZM208 254H206V256H207ZM216 255V256H215ZM256 255V254H255ZM2 256H4V257H2ZM7 256V257H6ZM139 256V257H138ZM183 256L184 257H186L184 254H183ZM194 256V258L193 259H198V256L197 255H193ZM195 256H197V257H195ZM203 256H204V254H203ZM231 256H233V255H231ZM237 259L239 258V256H236V255H234ZM31 257V256H30ZM46 257V256H45ZM50 257H51V255H50ZM53 257V256H52ZM141 257V258H140ZM187 257H191L192 258V256H187ZM186 257V260L187 259H189V258H187ZM226 257V256H225ZM234 257V258H235ZM255 257V256H254ZM253 257V259H255L256 260V258H254ZM259 258H257L258 260H256V261H254L255 262V264H264V260H262L261 259V257H264L263 255H261V257L260 256H258ZM29 258V257H28ZM44 258V257H43ZM92 258V259H91ZM171 258H170V260H171ZM205 258H207V257H205ZM226 258H228V257H226ZM226 258H222V259H224L223 261H226L225 259ZM230 258V257H229ZM235 258V259H236ZM241 258V257H240ZM239 258V259H240ZM248 258V257H247ZM247 258H245V255H244V259H247ZM56 259V258H55ZM60 259V258H59ZM90 259H91V261H90ZM210 259V260H211ZM219 259H221V258H219ZM219 259H217L218 261H219ZM233 258L231 257V259H227L228 261L230 260V262H228V261H226V263L225 264H230L231 263V260H232ZM234 259V260H235ZM243 259V257H242V259L241 260H244ZM252 259V258H251ZM251 259H249L248 261H250ZM169 260V259H168ZM176 260V259H175ZM183 261H184V259H182ZM191 262H190V264H192V260L191 259H189ZM203 260V259H202ZM202 260H201V262L199 263V264H202ZM208 260V259H207ZM212 260V261H213ZM232 260L234 263L233 264H235V262H237V264L239 263V260L237 261V260ZM240 260V261H241ZM36 261H37V259H36ZM41 261V260H40ZM49 261H50V259H49ZM173 262L171 263V261L169 262V264H173L174 262H176V261H174V260H172ZM183 261H182V264H183ZM197 261V260H196ZM195 261V262H196ZM199 261H200V259H199ZM206 261V260H205ZM205 261H203V264H205V263H207V261L205 262ZM212 261L210 262L209 260H208V264L209 263H211L212 264ZM244 261H246V260H244ZM244 261H241V263L240 264H244L243 262ZM248 261H246L247 263H248ZM9 262V261H8ZM177 262H180L179 260L177 261ZM189 262V261H188ZM245 262V263H246ZM53 263H56L54 260L51 262V264H53ZM166 263H167V261H166ZM186 264H187V262H185ZM194 263V262H193ZM214 263V262H213ZM215 263H217L216 261H215ZM214 263V264H215ZM221 263V262H220ZM219 263V264H220ZM6 264V263H5ZM27 264H28V262H27ZM168 264V263H167ZM178 264V263H177ZM181 264V263H180ZM232 264V263H231ZM248 264H251V262H249ZM252 264H253V262H252Z\"/></svg>","mask_w":264,"mask_h":264}]
</instances>
